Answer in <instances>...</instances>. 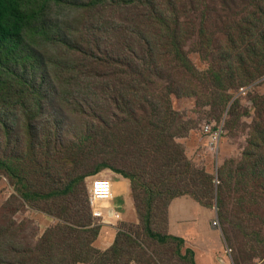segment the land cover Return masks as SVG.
Here are the masks:
<instances>
[{"label":"trees","instance_id":"obj_1","mask_svg":"<svg viewBox=\"0 0 264 264\" xmlns=\"http://www.w3.org/2000/svg\"><path fill=\"white\" fill-rule=\"evenodd\" d=\"M118 1L129 10H116L103 5L105 0H92V3L84 4V8L93 11L94 26L86 38L77 42L68 32L60 35L55 33L56 27L43 29L41 21L34 22L37 16H42L40 11L43 12L45 7L35 8V5L24 3V0H0L1 52L3 57L7 52L10 57H15L12 59L13 67L6 69L5 81L1 82L0 79V92L7 93V97L1 98L0 107L5 105L7 108L8 102L16 108L19 105L26 107V97L31 95L36 101L39 100V104L41 99L45 103L54 100L53 107L55 101L60 105L75 104L80 113H89L88 117L98 121L92 132L80 138L81 142L64 141L67 143L64 145L69 147L65 146L64 149L61 146L59 149L62 152L61 158L57 156L59 170L65 173L74 166L78 178L57 185L55 178L50 176L53 175V167L47 156L45 166L43 162H38L40 172L32 180L30 175L33 169H27L28 157L23 152H17L12 158L15 164L9 165L8 150L6 158L0 160V170L10 177L23 173L21 181L26 183H21V187L26 192L25 200L36 203L54 201L58 212H65L66 207L71 206V200H64L66 192L77 185L80 194V182L95 169L108 164L131 180L140 219L136 227L144 229L156 244L166 246L176 242V253L184 262L182 264H196L192 249L181 250L183 238L152 232L154 217L162 214L156 206L159 203L167 205L174 198L186 195L193 198L198 196V200L204 204L216 201L224 225L231 223L232 226L241 227V235L253 239L258 230L244 223L247 219L234 212L232 207L224 206L223 197L227 194L224 187L233 186L232 181L242 183L243 179L238 174L251 179L264 178V132L253 128L249 148L235 163L238 173L234 166L231 167L235 160H226L219 170L222 183L216 185L215 177L205 168L195 167L178 141L193 129L190 124L192 120L174 108L171 94L199 99L204 95L201 89H206L209 84L221 85L226 90L224 100L220 95L213 97L215 103L220 104L230 96L227 90L242 82L245 79L243 74L250 73L245 69L247 66L251 70L253 65L251 71L259 74L258 77L264 76V0ZM108 7L114 11L107 16ZM190 14L201 23L213 24L225 40L216 42L213 40L214 34L209 36L206 33L193 40L188 24L195 20H191ZM31 41L56 43L57 55H48V51L35 47ZM259 43L263 50L259 49ZM188 48L192 49L187 53ZM191 51H199L208 58L210 56L209 70H196L189 60ZM233 51L238 53L239 58L235 54V62L229 65L231 57L228 55ZM245 52L248 53L246 56ZM53 56L58 66L51 62ZM222 63L228 66L224 68ZM37 65L43 68L40 77L37 75ZM88 66L91 68L88 69ZM194 71L202 78L207 77L208 82L201 89L195 87L199 75L195 80ZM71 86L76 87L72 100L67 92ZM256 101L259 102L257 114L264 126V96H259ZM111 108L116 109V113L109 117L105 113ZM49 115L56 116L54 112ZM0 120L6 124L3 116ZM8 132L12 139V131L9 129ZM109 133H115L118 142L129 146V154L134 156L133 162L122 160L121 166L117 167L118 154L114 159L115 164L104 156L100 164L92 163L94 149L100 142L104 144L100 148L101 154L106 151ZM49 135L58 138L59 132L51 130ZM89 140L91 143L84 145ZM6 143L7 147L12 145L11 140ZM142 145L153 148L157 168L152 171L145 168L144 161L138 155V148ZM48 151H45L46 155ZM80 166L83 168L77 171ZM227 171L229 174H226ZM42 175L46 179L43 184L39 178ZM36 185L37 189L34 188ZM205 191L208 193L203 197ZM258 194H264V186L258 189L256 198ZM75 207L77 210L74 214L78 221L70 224V216L65 214L61 221L44 231L37 246H30L19 239L24 227L18 226L11 216L0 215V264H130L132 261L155 258L147 248L141 246V238L134 236L130 229H119L111 251L99 252L89 261V253L96 252L92 242L99 234V225H93L85 199ZM50 211L56 214L52 209ZM56 215L61 218V214ZM83 216L85 221L82 222ZM85 226V229H80ZM244 249L239 248L240 252ZM251 250L254 251V248ZM157 258L159 262L155 258V264L165 263L163 255Z\"/></svg>","mask_w":264,"mask_h":264},{"label":"rangeland","instance_id":"obj_2","mask_svg":"<svg viewBox=\"0 0 264 264\" xmlns=\"http://www.w3.org/2000/svg\"><path fill=\"white\" fill-rule=\"evenodd\" d=\"M25 2L32 6L35 5V8L45 7L43 12L40 11L42 16H37L34 22L41 21L43 29L56 27L55 33L57 32L60 35L62 32H68L74 41L78 42L86 38L89 35L90 28L94 26L93 11L83 7L86 3H92V0H24ZM102 4L111 6L116 10H129L118 0H105ZM111 7L107 8V16L114 11ZM190 18L191 20H195L194 23L191 21L188 24V31L193 40H198L202 33H206L209 36L214 34L213 40L216 42L218 40L221 42L225 40L224 36H221L216 31L217 29L213 24L201 23L199 19H196V16L191 14ZM31 43L35 47H40L43 51H48V55H57L56 43L32 41ZM258 46L260 50H263L260 43ZM1 49L2 47H0V79L2 78L1 82H4V76L7 75L6 69L13 67L14 61L12 59L15 57H10L9 52L3 57ZM191 49L188 48L187 53ZM235 54L239 58L236 51L228 55L231 57L228 61L229 65L235 62ZM246 54L248 53L245 52L244 56ZM204 56L199 51H191L189 53V60L198 72H203L206 69L209 70L211 67L208 62L210 56L209 58L207 55ZM54 58L56 57L53 56L50 60L55 66H58L57 60ZM222 64L224 68L228 66L227 63ZM90 68L91 66H88V69ZM239 68L241 67L239 66ZM245 69L249 70L250 73L243 74L245 75V79L227 90L230 96L227 100L221 101L220 104L215 103L213 97L215 94L220 95L224 100L226 90L222 89L221 85L216 86L214 84H209L206 89H201L206 86L208 80L207 77L202 78L195 71V80L199 75L195 87L196 89L198 88L204 91V95L201 98L179 97L175 93L171 94V103L174 108L184 112L187 118L192 120L190 124L193 129L186 136L179 138L178 141L183 146L188 159L195 167L205 168L215 177L216 185L222 183L219 178V170H221L226 160H235L231 167L234 166V170L238 173L235 163L241 160L244 152H246L245 149L247 150L249 148L253 128L256 127L255 129L258 131L264 132L261 118L257 114L259 102L256 101L259 96H264V76L258 77L259 74L251 71L248 66ZM36 70L37 75L40 77L43 68L37 65ZM67 92L72 100L76 92V87H69ZM3 97H7L6 91L0 92V101ZM53 101H47L45 103L44 99H41V104H39V100L36 101L31 95H28L26 97V107L19 105L16 108L13 104L10 105L9 102L7 108H5V105L0 107V117L3 116L6 119V124L0 120V160L6 158V151L8 150L9 165L15 164L12 158L17 155V152H23L28 157L26 161L28 171H32L33 169L30 178L34 180L40 172L38 162H43L45 166L47 156H49L48 158L53 167V175L50 174V176L55 178L58 185L59 182L65 184L69 180L78 178V172L74 171L76 168L73 165V168L70 167L71 170L68 169L65 173L59 170L57 156L59 158L62 156V152L59 149L62 148L61 146L64 149L65 146L69 147V145L64 144L72 140L81 142L80 138L92 132L98 121H94L93 118L88 117L89 113L87 115L80 113L79 107L75 104L60 105L58 101H55V106L53 107ZM4 108L8 109V111L5 112ZM51 112H54L57 117L50 116L49 114ZM115 113L116 109L111 108L105 114L112 117ZM109 120L115 121L113 119ZM207 123L211 124L215 131H221V137L219 135L220 144L217 148H211L207 136L202 133L203 125ZM9 129L13 134L12 139L8 132ZM54 129L59 132L58 138L49 135L51 130L55 131ZM109 134L106 151L101 154L102 150L100 148H103L104 144L100 142V145L94 149L95 155L92 163L96 162L100 164L102 156L111 159L114 163V159L118 154L120 158L117 159L116 164L114 163L117 167L121 166L122 160L133 162L134 156L129 154V146L126 143L122 144V141L118 142L115 139L117 137L115 133ZM9 140H11L12 145L7 147L6 141L8 142ZM90 143L91 141L89 140L84 145H89ZM17 146L20 148L15 149ZM47 150H50V152L48 151V155L45 152ZM138 151V155L144 161L143 164L148 171L157 168L155 166L153 148L142 145L139 146ZM82 168L83 166H80L77 171ZM226 174H229V172L227 171ZM115 175L127 179L130 182V194L126 198L128 200V207L120 206L122 215L121 225H118L117 219H113L110 223L102 224V227L105 226L104 229L107 231L106 235L110 238L114 237L116 240L117 233L120 231L119 228L121 230L130 229V232L134 236L141 238L143 243L138 242L143 248H147L148 253L153 255L157 259V262H159L157 256L163 255L165 259L164 264L184 263L180 259L179 254L176 253V242H172L166 246L156 244V242L150 240L144 229L136 227L140 219L135 206L131 180L110 168L108 164L100 169H95L90 175L86 176H89L87 179L85 178L80 182V194L77 191V185L66 192L63 196L64 200L65 202L71 200V206L66 207L65 212H58L54 201H50L49 203H36L32 200H25L24 195L26 192L21 187V183H26V181H21V177H24L23 173H19L15 177H10L4 171L0 170V215L8 214L11 216L18 226L24 227L23 233L19 235V239H22L30 246H37L44 231L48 227L61 221L65 214L70 216L68 219L70 224L77 222V215L74 214L77 210L75 206L83 202L84 199L91 211V215L92 209L88 201V194L92 186V180L100 178L101 176L110 177L115 187L117 179ZM238 176L243 179L242 183L235 184L232 181L233 186L227 187L226 185L224 187L227 191V194H224L223 197L225 201L224 206L229 209L232 207L234 212H239L247 219L244 223L250 227L253 225L252 228L258 230L257 236H254L253 239L244 238L239 231L241 227L232 226L231 223H225L224 225L216 201L214 202L215 204L213 202L204 204L198 200V196H196L197 198H193L190 195L174 198L167 205L159 203L156 208L158 210L161 209L162 214L159 213L154 217L153 225H151L152 232L168 236L171 234L183 238L184 244L181 250L185 252L187 249H192L196 264H264V194H258L256 198L258 189L264 186V178L251 179L241 174H238ZM39 178L42 180L41 184L46 180L44 175ZM34 188L37 189L38 185ZM207 193L205 191L202 194L203 197ZM77 194H79V202L76 204ZM63 197L61 198V202ZM116 199L118 200L114 198V201H118L120 205H124L122 196ZM171 205L173 206L172 216L179 221L178 223L168 218ZM50 209L56 212V214H61V218L52 213ZM220 211H223V209H220ZM84 214L86 213L84 212ZM92 219L94 222L93 215ZM216 219L218 220V224L214 225L213 221ZM83 221H85L84 216ZM102 227L100 228L99 226V234L92 242V246L96 252L91 251L89 253V261L99 252L111 251L110 249L114 246L115 240L113 243L111 241L104 242L103 240L97 243L102 232L101 230L103 229ZM85 228L86 226L80 229ZM72 240L76 243V240ZM239 248L245 249L240 252ZM252 248H254V251L251 250ZM148 253L147 257H149ZM155 258L145 259V261L141 262L132 261L130 264H155ZM49 264H52V262H49ZM186 264H189V262Z\"/></svg>","mask_w":264,"mask_h":264},{"label":"built area","instance_id":"obj_3","mask_svg":"<svg viewBox=\"0 0 264 264\" xmlns=\"http://www.w3.org/2000/svg\"><path fill=\"white\" fill-rule=\"evenodd\" d=\"M203 131L210 136L212 144L219 141V135L221 137V131H215L211 124L204 125ZM114 197V182L111 178H97L93 181L90 192V206L98 223H110L113 219L119 218L120 215ZM213 223L214 225L218 224L217 221Z\"/></svg>","mask_w":264,"mask_h":264},{"label":"crops","instance_id":"obj_4","mask_svg":"<svg viewBox=\"0 0 264 264\" xmlns=\"http://www.w3.org/2000/svg\"><path fill=\"white\" fill-rule=\"evenodd\" d=\"M115 177L117 178L116 179V184H115V187H114V190L115 189H117V193L115 192L114 194H115V198H117V197H120V195H119V193L121 192V191H126L127 192V194H125V196H123L122 198H123V203H124V205H123V207L124 206H126V207H128V200H126V198L129 196V194H130V182L127 180V179H124V178H122V177H120V176H118V175H115ZM178 199H180V198H178ZM116 205L117 206H121L120 204H119V202H116ZM172 205L170 206V208H169V212H168V218L170 219V220H174L176 223H178L179 221H177L173 216H172ZM134 216V215H133ZM186 219H187V215H186ZM105 227V226H104ZM104 227H103V229L101 230L102 232H101V234H100V236H99V239H98V241H97V243L100 241V240H103L104 242H109V241H111L112 243L114 242V240H115V238L114 237H109V236H107L106 234H107V231H106V229H104Z\"/></svg>","mask_w":264,"mask_h":264},{"label":"clouds","instance_id":"obj_5","mask_svg":"<svg viewBox=\"0 0 264 264\" xmlns=\"http://www.w3.org/2000/svg\"><path fill=\"white\" fill-rule=\"evenodd\" d=\"M208 124V123H207ZM206 125V124H205ZM203 127H204V125H203ZM203 127H202V133L203 134H205L206 136H207V140H208V143H209V145L211 146V148H217L218 146H219V144H220V141H218V142H216L215 144H212L211 143V139H210V136L208 135V134H206V133H204V131H203ZM214 128V127H213ZM221 140V139H220ZM100 178H107V177H104V176H101ZM108 178H110V177H108ZM95 179H97V178H95ZM94 179V180H95ZM112 179V178H111ZM94 180H92V184H93V181ZM113 181V180H112ZM215 181H216V179H215ZM91 189H92V186L90 187V190H89V195H88V201H89V203H90V192H91ZM114 196H115V194H114ZM115 198V197H114ZM115 200H117L116 198H115ZM116 202H118V201H115V204H116ZM117 206V205H116ZM92 209V208H91ZM117 210H118V213H119V218H117V222H118V225H121V223H122V215H121V212H120V206H117ZM93 215V214H92ZM94 217V216H93ZM214 221H217L218 222V220L216 219V220H214ZM213 221V222H214ZM214 224V223H213ZM93 225H99L100 227H102V224H100V223H98V221H97V219L96 218H94V222H93ZM104 227V226H103ZM102 227V228H103ZM118 227H120V226H118ZM120 229V228H119Z\"/></svg>","mask_w":264,"mask_h":264},{"label":"bare ground","instance_id":"obj_6","mask_svg":"<svg viewBox=\"0 0 264 264\" xmlns=\"http://www.w3.org/2000/svg\"><path fill=\"white\" fill-rule=\"evenodd\" d=\"M103 170H104V169H103ZM100 175H101V174H100ZM115 192L117 193V189L114 190V193H115ZM125 194H127L126 191H121V192L119 193V195L122 196V197L125 196ZM117 200H118V199H117ZM121 206H123V204H122ZM122 212H124V211H122Z\"/></svg>","mask_w":264,"mask_h":264}]
</instances>
